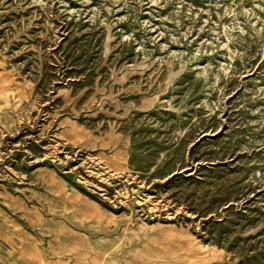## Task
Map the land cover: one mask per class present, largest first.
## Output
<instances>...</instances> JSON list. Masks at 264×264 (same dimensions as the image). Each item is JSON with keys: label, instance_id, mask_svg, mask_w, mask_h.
Wrapping results in <instances>:
<instances>
[{"label": "rangeland", "instance_id": "1", "mask_svg": "<svg viewBox=\"0 0 264 264\" xmlns=\"http://www.w3.org/2000/svg\"><path fill=\"white\" fill-rule=\"evenodd\" d=\"M0 264H264V0H0Z\"/></svg>", "mask_w": 264, "mask_h": 264}]
</instances>
